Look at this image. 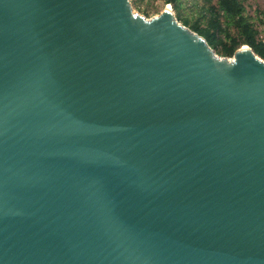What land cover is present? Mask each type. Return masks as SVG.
<instances>
[{
  "label": "water",
  "instance_id": "1",
  "mask_svg": "<svg viewBox=\"0 0 264 264\" xmlns=\"http://www.w3.org/2000/svg\"><path fill=\"white\" fill-rule=\"evenodd\" d=\"M0 264H264V59L170 3L0 0Z\"/></svg>",
  "mask_w": 264,
  "mask_h": 264
},
{
  "label": "trees",
  "instance_id": "2",
  "mask_svg": "<svg viewBox=\"0 0 264 264\" xmlns=\"http://www.w3.org/2000/svg\"><path fill=\"white\" fill-rule=\"evenodd\" d=\"M175 16L185 26L203 36L209 46L220 56L231 57L241 45H249L264 59V10L258 14L261 28L245 12L243 0L194 1L195 10L185 14L179 0H166ZM141 8L140 0H133ZM147 12L148 8H141Z\"/></svg>",
  "mask_w": 264,
  "mask_h": 264
},
{
  "label": "rangeland",
  "instance_id": "3",
  "mask_svg": "<svg viewBox=\"0 0 264 264\" xmlns=\"http://www.w3.org/2000/svg\"><path fill=\"white\" fill-rule=\"evenodd\" d=\"M130 1L135 11L149 18L151 16L158 14L163 9L166 0H140L141 8L147 7L148 8L147 12H143L141 8L134 6L133 0ZM179 1L182 4L183 12L185 14L189 12L191 13L193 10H195L196 6L193 3L195 0H179ZM196 1H199L201 3V0H196ZM243 2L245 6V12L251 17V20L256 23V26L258 28H261L258 19L259 18L258 14L260 10H264V0H243Z\"/></svg>",
  "mask_w": 264,
  "mask_h": 264
}]
</instances>
